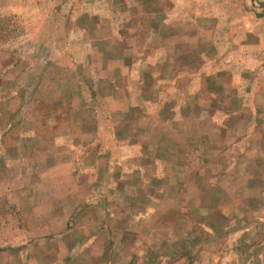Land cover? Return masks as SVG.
I'll return each mask as SVG.
<instances>
[{
  "label": "rangeland",
  "instance_id": "1",
  "mask_svg": "<svg viewBox=\"0 0 264 264\" xmlns=\"http://www.w3.org/2000/svg\"><path fill=\"white\" fill-rule=\"evenodd\" d=\"M177 1L194 15L167 27L153 0H0V106L29 110L0 108L6 154L23 162L54 134L76 147L54 156L75 157L70 193L49 157L23 163L43 191L21 194L23 214L0 203V231L16 213L27 238L47 234L14 245L34 264H264V6ZM229 4L262 17L228 26ZM212 41L252 59L215 65L196 47Z\"/></svg>",
  "mask_w": 264,
  "mask_h": 264
},
{
  "label": "crops",
  "instance_id": "2",
  "mask_svg": "<svg viewBox=\"0 0 264 264\" xmlns=\"http://www.w3.org/2000/svg\"><path fill=\"white\" fill-rule=\"evenodd\" d=\"M153 1H157L158 4H152L154 7H152L150 11H152V13H154V14H161L164 26L169 27L171 25L170 21L173 19H175V20L178 19L179 24L184 23V22L187 23V19H188L187 17H192V15H194L192 13V10H193L192 5L190 8L185 6L182 9V5H181L182 2L179 3V1H177L175 3V6L173 4V7L168 9L169 7L166 4L167 0H163L164 3H162L161 1H158V0H153ZM181 1H183V2L186 1L185 3H188L191 1V2H196L197 4L198 3L201 4L200 0H185V1L181 0ZM214 1H217L219 4L220 2L229 3L231 0H228V1H226V0H214ZM191 2H190V4H191ZM245 3H247V0H244L243 2H241V5L243 6ZM259 3L264 6V0H259ZM236 5L237 4H229V5H227L226 8H219V9H221V12H219V14L221 13L220 15L226 14L225 16L227 17V25L228 26L230 24V19H231L230 16L235 17L237 14V11L238 12L240 11L239 15L241 17H247L248 15L251 18L253 17L255 19L254 20L255 22H257L258 19L262 17L261 12H259V8H254V11L251 10L249 13V11L242 10L238 6L236 7ZM259 7H260V5H259ZM198 10H200V9L198 8ZM228 19H229V21H228ZM151 27H152L153 33H155V34H157L159 32V30L161 29V27H157V28H154L153 26H151ZM184 32L186 33V30ZM136 41L137 40L130 42L129 45L133 44L135 46L137 43ZM122 43H124V41H122L121 44ZM163 45H164V48L169 47L171 45V42H169V40H167L164 42ZM160 46H162V45L160 44ZM154 47H158L157 43H154L152 45H147L145 47V53L148 57H149V53L152 51V49ZM183 47H186V46H183ZM189 47L194 48V45L192 44ZM196 47L199 50V52H200V48H201V50H202L201 51V55H202L201 57L210 58L211 59L210 62L215 64V65L221 64L222 62H225V61H226V63L229 62L231 64V63H234L233 59H235L237 61L244 62V63L247 60L250 61L252 59L251 58L252 57L251 52H246V48L244 46L241 47V46L235 45V46L231 47L230 44H228L227 46H224V44L222 42L219 43V42H213L212 41L210 43V47L211 48L213 47L212 52L209 50H206L205 46L196 45ZM225 49H228L227 53H225V51H224ZM231 49L232 50L234 49V50L231 51ZM252 49H253V47L251 48V51H252ZM237 50L244 51L245 56L243 54L242 57L237 58L236 57L237 56L236 55ZM233 53L235 55H233ZM203 63L207 64L206 60H204ZM106 64H108V61H105V65ZM132 64H133V62H132ZM118 65H122V63L118 62ZM97 66H102V67L104 66V62L100 63V58H99V61L97 63ZM97 66L95 68L96 73H98V70H99L97 68ZM119 71H121V70L119 69ZM123 73H124V71H123ZM108 76L111 77L112 74L108 75ZM98 80H99L98 82H100V79H98ZM118 86H119L118 84L113 85V87H115V89ZM7 98L11 99L10 96H7ZM129 106L130 105H128L126 103V107L128 108ZM19 107H17V108L15 107L13 109L12 108L8 109L6 107L0 106V108L7 109L6 112L7 111L10 112V114L17 112L18 110H19V112L24 114V112L26 111L25 109L28 110V107H26V106L20 107V108ZM10 114H9V116H10ZM69 121H70V119H69ZM66 123H67V121L63 122L62 124L65 125ZM175 128H177V127H175ZM67 129L69 130V128H67ZM172 130L176 131L174 129H172ZM94 135L95 136H93V138H95L96 140H99L100 131H97L96 133H94ZM167 135H170V134L167 133ZM3 136H4V133L2 134V132H1L0 133V203H2L4 205L2 207V208H4V210H5V208L9 209V208L14 207L20 211V214H23V209H25V207H27V205H25L24 200H23L24 197H22L21 194L24 192H28V191L33 192L32 194H36L38 192L39 193L43 192L41 190V188H37V187L36 188L35 187L34 188H31V187L28 188L29 181L27 180V177H29L28 176L29 174L22 172L23 168H25V167H23V163H25L24 161L33 160V161L37 162V160L42 161V160H46L47 158L50 157V160L54 161V162L50 163L51 169H52L51 172L53 173L54 176H56L55 173H57L56 168H59V167L66 169L67 170L66 174L69 175V180H70L69 185L66 187V189H64L63 187L57 186L58 191L61 188L62 190H65V192L68 191V193H70V191L73 188H75L73 185L70 186L71 183L76 182V176L74 174L75 157L73 158L72 161L69 159L67 161V163H65L64 165L58 164V163L56 164L55 163V162H57L56 160H59V159L54 158V156H56V154L59 153V149L61 148V144L65 147H69L71 145V142H72L74 147H75V144H74L75 142L71 138L72 137L71 135L61 136V135L54 134L50 138H47L46 140H42L41 142L38 140H35L33 143L34 144H38V143L44 144L45 150H41L42 152H40V153H37V152L32 153L31 156H24L23 162H21L19 160H16V162H14V160H15L14 158L12 160L11 157H8V155L6 154L7 152L5 150V144L1 141ZM113 137H115V134H113ZM25 141H27V140H25ZM63 149H64V147H63ZM36 150L38 152L40 151V150H38V148ZM74 151H76V147L73 149V151H70L74 156H76ZM71 167H72V169H71ZM16 169L20 170V173H19L20 176H17L18 174H16ZM48 170L49 169H47V171ZM42 188L45 189L44 186ZM53 188H56V186ZM27 203H28V201H27ZM31 207H32V205H31ZM10 215L15 219L14 220V230L12 229L13 224H11L9 220H8V222H5V220H3L2 224L4 227H3V230L0 231V237L3 241L2 245L6 246V248L0 250V264H34L33 262H31L28 259V256L26 255V253L28 252L27 250L24 251V249L22 247L17 248V247H14V245L19 243V245L22 246V243H24L25 241L31 240V239L36 240V241H40L47 234L45 235L44 233H41V231H40V232H38L39 233L38 237L32 238L33 236H30L29 238H27V235H26L27 232H25V230H27V229H25V225L22 222L23 220H21L22 219L21 216L19 214H16V213L14 216L11 213H10ZM34 224L37 225L38 222L35 221ZM40 252H41V250H40ZM38 254H40V253H38ZM38 254L36 253L33 255H38ZM37 258H38V256H37Z\"/></svg>",
  "mask_w": 264,
  "mask_h": 264
}]
</instances>
